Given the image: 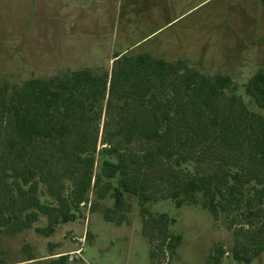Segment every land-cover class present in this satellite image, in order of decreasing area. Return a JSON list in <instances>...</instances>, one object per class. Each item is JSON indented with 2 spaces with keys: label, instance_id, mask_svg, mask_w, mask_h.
<instances>
[{
  "label": "trees",
  "instance_id": "16d2710c",
  "mask_svg": "<svg viewBox=\"0 0 264 264\" xmlns=\"http://www.w3.org/2000/svg\"><path fill=\"white\" fill-rule=\"evenodd\" d=\"M131 50L116 53L110 71L83 67L20 82L0 77V237L35 230L49 238L81 219L84 206L97 213L108 200L113 205L103 219L122 225L131 211L127 196L138 199L144 230H160V246L173 253L182 236L167 233L174 221L152 216L149 202L199 204L214 219H262L264 115L248 108L229 75ZM244 92L264 111V70ZM136 143L140 154L128 151ZM198 148L204 159L194 157ZM262 242L251 253L237 239L234 259L250 264ZM36 259L29 254L24 262ZM219 263L216 256L209 264ZM37 264L70 263L61 255Z\"/></svg>",
  "mask_w": 264,
  "mask_h": 264
},
{
  "label": "rangeland",
  "instance_id": "374dc122",
  "mask_svg": "<svg viewBox=\"0 0 264 264\" xmlns=\"http://www.w3.org/2000/svg\"><path fill=\"white\" fill-rule=\"evenodd\" d=\"M127 50L183 59L210 76L229 75L248 108L264 115L244 92L251 77L264 70V0H0L1 78L48 79L83 67L110 71L114 55ZM141 147L136 143L128 151L140 154ZM194 157L204 159L203 149ZM127 201L129 221L122 225L103 219L102 211L113 205L108 200L97 213L84 206L81 219L60 225L49 238L35 230L2 234L0 264L44 263L61 255H68L70 264H209L216 256L219 264H246L233 257L237 239L250 244L251 253L264 240V216L214 219L199 204L149 202L152 216L174 221L165 226L167 233L182 236L173 253L160 246V230H144L138 199L127 196ZM152 252L158 256L152 258ZM29 254L37 259L24 262ZM250 264H264V250Z\"/></svg>",
  "mask_w": 264,
  "mask_h": 264
}]
</instances>
